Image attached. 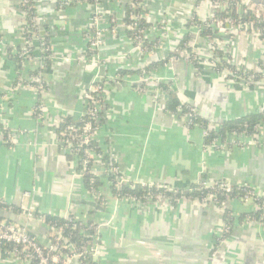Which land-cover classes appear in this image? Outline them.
<instances>
[{"label": "crops", "instance_id": "crops-1", "mask_svg": "<svg viewBox=\"0 0 264 264\" xmlns=\"http://www.w3.org/2000/svg\"><path fill=\"white\" fill-rule=\"evenodd\" d=\"M122 2L103 0L101 10L105 15L115 12L113 9L121 12ZM149 2L155 9L151 38L161 36L163 44L152 53L141 54L124 31L120 35H106L103 52L110 59L105 67L109 74L122 69L138 70L161 61L183 36L185 13L194 0ZM37 9L43 32H47L54 47L51 72L47 73L48 90L41 95L48 119L46 124L35 120L32 109L38 95L28 89L17 95L13 103L3 104L6 106L0 111V124L24 127L28 134L16 144L0 141V198L15 205L23 204V193L35 186V199L41 210L62 215L69 209V203L80 201L66 195L74 167L60 151L57 127L66 117L75 121L82 115V93L89 84L82 57L87 43L85 31L91 23L94 6L89 2L77 3L59 12L56 0H37ZM164 13L175 22L161 32L156 24L159 19L167 18ZM22 21L19 0H0V94L11 85L16 73V59L8 50L21 41ZM237 39L240 50L235 51L234 61L251 67L264 56V38L253 41L241 31ZM194 42L204 54V38L198 37ZM173 67L160 65L155 73L164 79L178 74L180 82L176 92L181 100L195 106L200 115L210 120L218 115L223 120L237 118L264 108V88L253 91L228 85L207 67L198 69L186 63L179 65L177 71ZM125 77L119 82L121 87L114 84L110 90L107 110L114 113L105 119L100 143L107 151L119 155L118 165L128 175L176 183L177 187L206 176L208 182L223 179L233 184L250 183L258 192H264V146L226 154L210 152L204 165L208 172L204 173L201 153L206 144L198 134L199 126L186 130L180 123L168 120L166 98L162 111L157 112L148 95L130 91L132 80L129 75ZM1 102L0 99V105ZM81 185L77 189L82 190ZM125 202L116 226L103 233L101 264H264V229L256 222L246 224L237 218L236 227L226 241L215 246L219 248L217 252L213 244L218 234L214 231L224 223L223 208L215 204L205 207L198 201L188 200L181 205L156 204L140 211ZM78 208H75L78 214L87 211ZM228 208L239 214L250 212L254 206L232 200ZM31 228L39 234L44 231L38 224H31ZM0 264L15 263L0 255Z\"/></svg>", "mask_w": 264, "mask_h": 264}, {"label": "built area", "instance_id": "built-area-1", "mask_svg": "<svg viewBox=\"0 0 264 264\" xmlns=\"http://www.w3.org/2000/svg\"><path fill=\"white\" fill-rule=\"evenodd\" d=\"M137 1H138L137 2L138 8L143 6V3L146 5L148 3V0H137ZM82 2H88V0H56V7H58L60 11H64L66 8L73 6L77 3H82ZM230 2L231 0H194L192 6L188 10L187 17H186L187 20L185 21V23L187 24L186 26L188 29L196 28L199 34H201L204 28H209L217 35L214 38L216 40L215 42H213L214 39H210V43L212 45V51H210L211 56L209 55L207 51L204 53L205 57H208V58L211 57L210 58L211 62L209 61V64H207L208 66L210 65L212 69H214L215 71H218L220 74H225V76L229 78V80L233 81L236 85L240 87L259 90L260 87H264V56L258 59L254 65L249 67L248 65L241 64L233 60L232 52L228 44H233V42H235L236 45H238L237 37H238V34L243 30H246V31L252 30V38L256 37L257 39H260V38L262 39L261 37L262 32L259 29L254 28V22H250V23L247 22L245 23L244 27H241L237 25L235 21L230 17L218 18L216 16L215 10L217 8H221V9L228 8V6L230 5ZM249 2L250 1L248 0H243V3L245 4H249ZM99 3H101V1L99 0H95V2L91 3L94 6V13L90 19V22L92 21L98 22L97 16L99 17V14H101V9L98 8ZM21 6L28 16V19L26 20L25 18L24 20V26L22 29L24 30V34L27 37V41L30 43V46H31L30 41H32V37H30V35L35 29L38 35L40 36V38H42L40 35L41 31H39L34 24L35 18H36L35 0H21ZM129 9H130V13H129V16H130L132 15V12H131L132 9L130 8V6H129ZM256 16L259 18V21L264 23V7L257 6ZM142 17L143 15L141 16V18ZM130 19H131V22L127 23L128 28H131L134 30V32L132 31L131 37L140 38L144 42V44H142L144 48L147 43L148 37L143 36V29H145L147 25L143 26L141 24L142 20L140 21V19L133 18L132 16L130 17ZM158 21H160L161 29L157 27L156 28L161 32H165L166 30H168L172 24L171 18L169 17L166 19L165 18L159 19ZM201 22L204 25H201L200 24ZM228 29H230L229 33H227ZM144 32L148 34L149 40L151 42L147 44V48L153 49V47L155 48L156 46H158V44L155 41L156 38L155 37L151 38V34H150L151 29L144 30ZM188 34L190 35V41L188 43V47L192 48V51L196 54L197 60L201 65L199 55L197 54L195 49H193V47L191 46V33L188 32ZM99 35L100 34L97 35V38H99ZM224 36H231L232 40H230L229 43H226V41L224 40L225 39ZM246 36L247 38L250 39V35H247L246 33ZM90 39H93V37H91ZM90 45L92 46V43H90ZM99 45L100 43H93V46H99ZM43 46L47 50V52H45V54H43L42 56L43 67H39L35 71H32V74L33 75L35 74L34 75L35 78L38 79L39 81V86H38L39 88L48 87V82L44 80L45 72L43 70L46 68L45 57L49 56V58L51 59L50 42L46 43L45 41ZM178 47H179V44H178ZM225 48H229V50H224ZM25 49H27L26 46L24 47V50ZM183 50H186L184 52L188 54V60L191 63V53H189L187 49H183ZM215 50H221L224 52V55L226 57H229V58L231 57V59L233 60V61L231 60V62L235 68H229V67L223 66L217 69L216 65L219 62L215 56V52H214ZM49 52L50 54L48 55ZM143 52L145 53L148 51H143ZM171 52H176V51H171ZM91 53L92 54L94 53L93 56H95V51H91L90 54ZM178 55H179L178 57H180L179 53ZM178 57L174 56L172 58H178ZM261 60H262V63H261ZM19 61H20L19 68L21 70L23 69V63L20 58H19ZM144 71L147 72L146 69L144 70L142 69V73ZM41 72H44V73L42 74ZM40 73L42 75L38 76ZM142 73H140V75H142ZM117 75L118 76H115V81L117 80L116 82H120L118 80H120L123 76H121L119 73H117ZM98 76H100V74L96 70V77L92 80L93 82L92 86L84 92V97L87 103V110L80 120V121H83V124L78 125L75 122L71 123L63 132H61L62 135H61V138L59 139L63 143H69L70 141H72V143H74L73 147L75 149H79V154L83 156L80 163L78 164L82 166L81 170H79V172L81 173L82 181H83V175L85 171L89 169V165L93 171L92 165H93L94 160L92 159L90 155H88V153L91 150L99 154L102 157V160L106 162L107 169L104 172L106 174V177L109 179L110 174L115 175L114 181L111 182L109 180L110 187L111 185H113V183L116 185L117 188H120L122 185L132 186L136 182H142L145 185L148 184L149 186H155L157 189L165 188L168 191L174 190L177 186H171L168 183H147V182H143L139 180H132V181L127 180V178L124 177L123 172L119 168L120 165L118 164L117 166L112 165V162H109L110 158L107 160L104 158L106 154H104L103 152L98 153L94 150L93 147H91L90 143L92 141H96L98 143L96 133L93 131L98 130L100 128L102 117L104 116L102 112V108L104 107V103H105V96H104V94L106 93L104 90L105 81L104 79L98 80L97 79ZM159 83L160 82L157 83V87ZM139 87L140 89H143L146 87V84L144 83L143 85H140ZM36 90H38V88H36ZM165 93L167 92L165 91ZM37 95H38V100L33 106L32 114L35 120H37L39 123L40 122L39 120L42 118L41 117L42 115L41 108L43 105L42 97H41L42 93H38ZM262 112H264V109L262 110ZM167 113H170V112H167ZM173 115H176V114H173ZM184 117H186L187 119L186 126L190 128L188 126V122L190 120L189 115H185L182 118ZM3 126L4 125L0 127V136L4 138L5 136L4 132H5L7 136V141L10 144H14V141H12L10 138L11 128L4 126L5 128L2 129ZM212 126H215V125H212ZM262 126H264V120L258 121V123H256L255 125L254 132L250 134L247 133L246 131H241V132L235 131V132H232L228 136V138L225 140L221 138L216 139L210 144V146L214 144L217 140H221L225 143H229L228 141L232 134L240 136V138L241 137L245 138L248 136L256 135L260 132V129ZM202 130L204 131V137H205L207 132L204 129ZM14 131L15 130H13L12 132ZM26 131L27 129H25V132ZM206 146H209V145H206ZM84 160H86V164L82 165L83 164L82 162ZM71 161L73 162V159ZM225 181H222L221 186L225 187L227 190H230L231 184L233 183H230L227 180ZM214 182L215 181L208 182V184H213ZM83 185H84V182H83ZM102 185H103V182H102ZM102 185L98 189H94L91 191L86 190L85 188L86 192L85 191L84 192L96 195V197L100 196L101 194L99 195L98 193H99V190L102 188ZM239 185L249 186L253 189L254 194L258 196H264V193L258 192L255 189V187L251 185L250 183H239ZM104 189L106 188L101 189L102 193L107 195L104 192ZM25 193L27 195H30L29 192H25ZM112 195L119 200L130 199V200L142 201L144 203L147 202L149 198L151 200H157L159 197H162L166 199L172 206H174L172 204L171 197L168 195L162 194V193H157L154 195L150 193L149 195L145 196L143 199H136L133 196L118 197L114 195L113 193ZM182 200L199 201L197 199H188L184 196H180L179 198H177L178 203H180V201ZM236 200L250 201L252 206H254V209L259 208L258 203L255 202L254 198L251 195H246L244 199H236ZM205 201H209L215 204L214 195L209 194L206 198H204L203 200H200V202H205ZM227 202L228 201L224 202L225 207H227ZM2 203L5 205L2 206L1 205ZM17 206L19 207V210H15L12 203L6 201L3 198H0V255L3 257V259H10L15 264H99L98 258L101 260V254H102L103 249H102V246H99L100 229L98 232L97 224L94 221L89 220L87 223H84L81 220H78L77 218H75L73 214L66 213L65 215H61V216L65 217L68 223L55 224L52 222H45L42 216L44 212L38 209V205L36 203H30L28 206H25L24 203L23 204L21 203ZM233 214L235 216V219H234V222H235L238 215L236 216L235 212ZM12 216L13 217L16 216V219L12 218ZM30 220L40 222L43 225L42 227L44 228V231L42 234H38L37 232L33 231V229L31 228V224H30V222L32 221ZM77 222H79V224ZM258 222H261V224L264 225L263 221H258ZM235 227H236L235 223H233V225H229L224 222L223 226L217 229V231L220 230L221 234L218 235L219 241L213 244L214 247L218 246L219 244H222L224 239L228 236V234H231L232 230ZM39 235L42 236L43 239ZM75 235L82 236L83 239L74 240L73 237Z\"/></svg>", "mask_w": 264, "mask_h": 264}, {"label": "rangeland", "instance_id": "rangeland-1", "mask_svg": "<svg viewBox=\"0 0 264 264\" xmlns=\"http://www.w3.org/2000/svg\"><path fill=\"white\" fill-rule=\"evenodd\" d=\"M102 1L98 5L99 9H102ZM123 1H124V2H122L123 11L119 12V11H116V10L113 9V11H115V12H112V13L109 12L107 15H105L102 12V10H101V14H99V17L97 16L98 22H93L92 21L90 23L89 27L87 28V30L85 31L86 32L87 43H86L84 55L82 57V62L84 64V67L86 68L85 69V72H86L85 74L87 75V78L89 79V84H88L87 88L84 90V92L92 86L93 82L91 80H93L96 77V70H97V72L100 74V76H98L97 79L98 80H103L104 79V81H105V87H104V90L106 92L104 94L105 103H107L106 101L109 98L110 90L113 87V85L115 84V81H114L115 80V76H118V75H117V73L109 74L108 72L105 71V67L110 62V59L104 54L103 45L106 42V35H115V34L120 35L121 32H123V31H124V34H128L129 35L128 31H131V32L133 31L134 32L133 29L128 28V25H127V23L124 20L125 16L127 15V9L129 8V6L132 9V11H131L132 15H130V17L132 16L133 18L140 19V21L141 20L142 21L145 20V21L148 22L147 27L145 29H143V36L144 37L145 36L148 37L145 47L143 48L142 44H144V42L140 38L131 37L129 35L130 37H128V38L130 39V42H131L132 46L136 50H138L141 54H147V53H150V52L151 53L154 52L153 51L154 47H153V49H148L147 48V44H149L151 42L149 40L148 34H146L144 32V30H149V29H152L154 27L153 19L155 17V15H154L155 9L150 4L149 0H148L147 5L143 3V6H141L140 8H138V4H137L138 1L137 0L136 1H134V0H123ZM19 2H20V8H21L22 13H23V21H22L23 22L22 23V28H23L24 20H25V18L27 20L28 16H27V13L23 10V8L21 6V0H19ZM82 3H84V2H82ZM35 4H36V7H35L36 8V18H35L34 24L37 27V29L39 31H41V34H42L41 37L42 38H40V36L38 35V33L36 32V29H35L30 35V37H32V41H30L31 42V46H30V43L27 41V37L24 34V30L21 28V30H20V35H21L20 43L18 44V46L12 47L11 51L8 50V53L9 54L11 53L13 58L14 57H16V58L19 57L21 59V61L23 63V69L20 70V68H16V73H15V76L13 78V81L11 82V85L8 88L5 89L3 94H0V99L2 101L1 105H0V111L2 110V108H4L6 106V105L5 106L3 105L4 103L5 104H6V102L10 103L11 101L13 103L14 99L17 97V95H19L25 89L30 90L36 96H37L38 93L44 94L45 91L48 90V87L39 88L38 87L39 86V81H38V79L35 78V76H34L35 74L34 75L32 74V71H35L39 67H43L42 56H43V54H45V52H47V50L43 46V44L45 42L44 41L45 39L43 38V36H47L46 35L47 32L46 31L43 32L44 28L42 27L41 22H40V16H39V12H38V9H37V0H35ZM56 10L59 11V12H63V11H60L58 7H56ZM174 11H175V9H174ZM164 14L168 18V15L166 13H164ZM142 15H143V17L141 18ZM185 15L187 17L186 13H185ZM186 20H187V18H186ZM174 22L175 21H173V19H171V23H174ZM186 25L187 24H185L186 28H185L183 36L186 33H188V32L191 33V40H192L191 41V46L193 47V49H195V51L199 55V58H200V61H201V67L209 68L211 71L216 73L218 77H221V79L223 81L228 82V85L232 84V85L235 86L236 84L233 81L229 80V78H227L225 76V74H220L218 71H215L214 69H212L210 65L209 66L207 65V64H209V61L211 60L210 59L211 57H209V58L205 57L204 54H203V51L200 48V46L198 47L195 44V42H194L196 38L203 37V36L198 33L196 28L188 29ZM157 26H158L157 28L161 29L160 21H157ZM229 32H230V29H228L227 33H229ZM242 32L243 33H247V35H250V37H252V30H249V31L243 30ZM98 34H100L99 38H97ZM183 36L181 37V39L183 38ZM91 37H93V39H90ZM224 37H225L224 40L226 41V43H229V41L232 40L231 36H224ZM203 38H204L206 43H205V45L202 48H204V51H207L209 53V55L211 56L210 51H212V45L210 43V38H207V37H203ZM180 40L178 41V43H177L175 48L168 50L169 52L167 53V55L163 59H165L169 55V53L171 51H176L177 53L180 54V57L172 58L170 60V62L165 63L163 65L164 67L172 68L174 66L173 69H175L177 71V67L179 65H182L183 63H186L189 66H192L191 63L188 60V54L186 52H184L186 50L180 49L178 47V44H179ZM255 40H257V38L253 37V41H255ZM93 41H95V42H93ZM155 41L158 44V46H156L157 48L160 47V45L163 44L161 36H158ZM215 41L216 40L214 39L213 42H215ZM90 43H92V46L90 45ZM93 43H100V45L99 46H93ZM25 46H26L27 49L24 50ZM228 46H229V48H230V50L232 52V56H234L235 51H239L240 50V49H237L238 45H236L235 42H233V44H228ZM229 48H225L224 50H229ZM50 49H51V60H52L53 57H54V47H53L52 42H50ZM18 51H20L21 53L18 52ZM91 51H95V56H93L94 53L90 54ZM143 51H148V52L144 53ZM16 63H17V67H18V64H20V61L18 60V61H16ZM146 67H143L141 69L144 70ZM153 70H150V71H147V72L144 71L142 73V75H140V74L129 75L130 80H132V83L130 84V91L131 92H135L137 94L148 95V97L150 99H152V101H153L154 110H156L157 112L160 113L162 111L161 108H162V106L164 104V99L165 98L167 99L168 95H167V93H165V91H163L162 89H159L157 87V83L161 82V81L162 82L163 81L164 82L173 81V84H174L173 89L176 91V90H178L176 88V86L178 87L179 82H180V78H179V75L177 74V75H174V76H171L169 78L164 79V77L157 76V74L155 73L156 70H154V71ZM41 73L43 74L44 72H41ZM41 73L38 76H41L42 75ZM125 79H127V78L124 76L118 81L123 82ZM44 80L48 82V74L44 73ZM37 83H38V85H37ZM144 83L146 84V87L143 88V89H140L139 86L143 85ZM36 88H38V90H36ZM263 88L264 87H260V89H263ZM252 90L253 91H257V89H252ZM84 92L82 93L83 110H82V115L80 116L81 118L86 113V110H87V103H86V100H85V97H84ZM185 102H186V100H185ZM42 104H43L42 108H41L42 109V111H41V114H42L41 117L42 118L39 120L40 121L39 123L46 124L48 116H46L45 106H44L43 100H42ZM102 112H103V115H104L103 117L105 119H107L108 116H110L112 113H114V110L109 112L106 108L104 109V107H103L102 108ZM168 114H170V115L167 116L168 120L171 119L174 123H180L181 125H183L184 129L191 130V129H189L186 126V121H187L186 117L179 118L176 115H173L171 113H168ZM80 117H79L78 120H75L74 122L78 123L81 120ZM228 119H233V118H228ZM211 120L213 121L212 125L216 126V124L218 122L223 121V117L218 115V117H215L213 119L211 118ZM104 122L105 121H103V122L101 121L100 128L98 130L93 131V132L96 133V137H97V140H98L99 143L101 142L100 139H101V136L104 133V129H105V123ZM4 126L5 127H9L7 125V123L4 124ZM4 126H3L2 129L5 128ZM10 128H11L10 138H11L12 141H14V144L19 142L18 139H20V138H22L24 136H27V134H28V131L25 132L24 127H16V128L15 127H10ZM12 129L15 130V131L12 132L13 131ZM197 131H198L199 136L202 135V138L204 140V131L200 127H199V129ZM12 133H14V134H12ZM109 133H110V135L112 134V132H110V131H109ZM3 139L4 138L1 137L0 141H3ZM4 141H6V140L4 139ZM217 141L214 144H212L211 146L210 145L209 146H205V144L201 142L202 145L204 144V146H205V147H203V151L201 153V162L203 163L202 170H203L204 173L208 172V169H205L204 165L206 163V159H205L206 155L209 154L210 152L226 154V153L234 151L236 149L244 150V149L251 148V147H256V146L257 147H263L264 146V126L261 127L260 132L258 134L253 135V136H248V137H245V138L241 137L240 138V136L232 134L230 136V138H229V141H228L229 143H225V142H223L221 140H217ZM73 144L74 143H72V141H70L69 143H63L58 138V146L60 147V151L62 152V154L65 157H67V159H68V155H70V157H72V159H73L72 166L74 167V174L72 175V177L70 179V186H69V191L70 192L66 191V195L68 197H70L71 200L72 199H74V200L79 199V201H80L81 199H85L86 198V200L93 201L97 205H100L101 209L98 208V207L91 206L90 204H87V203L80 202L81 204L80 203H76V204L75 203H71L70 204L69 201H68V203H69L68 208L69 209H66L61 214L65 215L66 213L67 214L71 213V214H73L75 216V218H77L78 220H81L84 223H87L89 220L94 221L97 224L98 232H99V229H100V232H99L100 233V235H99V238H100L99 246H102V249L104 247V235H103V233H104V231L106 229H111V228L116 226V222L118 220V213H120V209H122L121 205L125 201H127L128 207L134 208V209H139L140 211H147L152 206H154L156 204H162V205L166 206L167 205L166 203H168V205H169V202L166 199L162 198V197H159L157 200H151L149 198L148 201L145 202V203L142 202V201H136V200H130V199L119 200V199L115 198L112 195L111 191H110L109 179L106 177V174L104 173L105 170L107 169L106 162H104L102 160V157L99 154H97V153H95L94 151H91V150L88 153V155H90L92 157V159L94 160L93 165H92L93 171L99 177H101V180L103 182V185H102L101 189L106 188V189H104V192L108 196L103 194L101 189L99 190V193H98L99 195L100 194L101 195L97 196V197H96V195H93V194H90V193H85L86 191H85V187L83 185L81 173L79 171H77V168H76V166L80 163V161H81L83 156L81 154H79V149H75L73 147ZM101 145L102 144L100 143L98 146L101 147ZM102 152L104 154H106L110 158L109 160L113 159V160H115L117 162V160L119 159V155L116 152L113 153L112 151H107L105 149V147L102 148ZM109 162H111V161H109ZM82 163H83L82 165H85L86 164V160H84ZM119 168L123 172L124 177H126L127 180H129V181L139 180V181H143V182H147V183H165V182H159V181L156 182V181H153V180H150V179H145L143 177H132V176L128 175L122 169L121 166ZM198 180H201V177H199ZM79 183L82 184L81 188H83L84 190L83 189L81 190L79 187H78L79 189H77L76 186H78ZM168 184H170V183H168ZM170 185L171 186H178V184H176V183H172ZM25 192H29L30 195H27ZM25 192L23 193V195L25 197L24 205L28 206L30 203H36L37 204V201L35 199L36 187L34 186V187L26 190ZM81 192H82V195H81ZM260 193H264V192H260ZM238 201H240L242 203H245L248 206H251L250 201H242V200H238ZM186 202H188V201L182 200V201H180L179 204L181 205V204L186 203ZM198 202L201 205H204L205 207H212L214 205V203L209 202V201H205V202L198 201ZM229 205H230V201L227 202V207ZM78 207L85 208V209H87V211L84 210L80 214H78L76 209H75V208L79 209ZM38 209L40 211H42L41 208L39 207V205H38ZM5 214H7V213H5ZM30 221H32V222H30ZM30 221H29L30 224L42 225L40 222H36L34 220H30ZM250 222H252V223L256 222L258 224V226H260L261 228L264 229V225H262L261 222L249 221V222H246V224L247 223L249 224ZM216 231L217 230H215L214 232H216ZM217 233H218V235L221 234L220 230H218ZM40 237L42 238V236H40ZM226 238L224 239L222 244L226 241ZM212 247H213V245H212ZM215 248L216 247H214V250L218 252L219 248H216V249ZM98 262H99V264H101V260L99 258H98Z\"/></svg>", "mask_w": 264, "mask_h": 264}, {"label": "trees", "instance_id": "trees-1", "mask_svg": "<svg viewBox=\"0 0 264 264\" xmlns=\"http://www.w3.org/2000/svg\"><path fill=\"white\" fill-rule=\"evenodd\" d=\"M102 1V0H99ZM88 2L93 3L95 0H88ZM256 9L257 5L249 2V4L243 3V0H231L230 5L226 9L217 8L216 16L218 18H232L235 23L241 27L245 26V23L247 22H254V28L259 29L262 32L261 37L264 38V23L259 21V18L256 16ZM130 9H127V15L125 16L124 20L126 23H130L131 19L129 16ZM143 26L148 25V22L143 20L141 23ZM201 25H204L202 22ZM129 35L132 36V32L128 31ZM42 35V34H40ZM201 35L203 37H207L210 39H214L217 35L209 28H204L201 32ZM46 43H49L50 40L47 36H43ZM190 41V35L186 33L184 37L181 39L179 43V47L182 49H187L189 53H191V63L194 67L200 68L201 65L197 60L196 54L192 51V48L188 47V43ZM215 56L219 63H217V69L221 68L223 66L229 67V68H235L234 65L231 62V57H226L224 55V52L221 50H215ZM50 52L48 53V55ZM178 57V53L171 52L165 59L151 63L148 65L145 69L147 71H150L154 68L159 67L160 65H164L165 63L170 62L172 57ZM16 61L19 60V58L15 57ZM233 61V60H232ZM46 62V68L43 70L45 73L51 72V59L48 57H45ZM262 63V60H261ZM20 65L18 64L19 68ZM118 73L121 76L125 75H134V74H140L142 73V69L138 70H129V69H122L118 71ZM238 86V85H237ZM158 88L163 89L167 92L168 96L165 101V111L170 112L172 114H176L179 118H182L185 115H189L190 120L188 122V126L190 128H194L195 126H199L200 128L206 130L207 134L204 137V142L206 145H210L213 141H215L218 138H221L223 140L227 139L228 136L232 132H241L246 131L247 133H252L255 130V125L260 120H264V112H255V113H249L245 114L243 116L233 118V119H226L223 121H220L216 124V126H212V120L200 115V113L196 110L195 106L183 102L180 98V96L177 94V92L173 89V81L170 82H160L158 84ZM104 108L109 109V105L107 103H104ZM105 121V118L102 117V122ZM74 121L70 117H66L63 119V121L58 125L57 127V133L59 139L61 138V132H63L71 123ZM78 125H82L83 121H79L77 123ZM0 127H2V124H0ZM4 141L3 143L6 145H11L7 141L6 133L4 132ZM91 147L94 148V150L98 153H101V148L98 146V143L96 141H92L90 143ZM106 160L109 159V157L106 155L104 157ZM68 160H72V157L68 155ZM112 162V165L117 166V162L113 159L110 160ZM77 170H81L82 166L77 165ZM109 180L112 182L115 180V175L110 174ZM222 181H225L223 179L215 180L213 184H208L207 177L202 176L201 180L198 182H192L185 186L176 187L172 191H168L165 188H156L155 186H149L148 184L145 185L142 182H136L132 186L128 185H122L120 188H117L116 185L113 183L111 185L110 190L111 192L118 196V197H130L133 196L136 199H143L145 196L151 194H157L162 193L165 195H168L171 197L172 204L178 205L177 198L180 196H184L188 199H197V200H203L206 198L209 194L214 195V202L215 205L224 209V222L233 225L234 223V212L224 206V202L226 201H232L236 199H244L246 195H251L255 202L258 203L259 208L253 209L250 212H243V213H235L236 216L238 215L239 222L245 223L248 221H263L264 222V196H258L253 193V189L249 186L245 185H239V184H231L230 190H227L225 187L221 186ZM83 182L84 187L86 190H94L98 189L102 185V181L99 176H97L91 169L89 165V169L85 171L83 175ZM226 182V181H225ZM2 206L5 204H1ZM15 210H19V207L15 204H13ZM45 222H52L55 224H65L68 223V221L65 219V217L61 215H52L43 213L42 214ZM79 224V222H77ZM233 229V228H232ZM233 231V230H232ZM230 235V234H228ZM219 237V236H217ZM216 237V238H217ZM74 240H80L83 239L82 236L75 235L73 237ZM216 241H219V238H217Z\"/></svg>", "mask_w": 264, "mask_h": 264}, {"label": "water", "instance_id": "water-1", "mask_svg": "<svg viewBox=\"0 0 264 264\" xmlns=\"http://www.w3.org/2000/svg\"><path fill=\"white\" fill-rule=\"evenodd\" d=\"M250 1L251 3L257 5V6H262L264 7V0H248ZM115 81V80H114ZM115 84L117 87H121L120 83L119 82H116L115 81ZM80 202L82 203H87V204H90L91 206H94V207H98L101 209V206L100 205H97L95 202L93 201H90V200H86V199H81Z\"/></svg>", "mask_w": 264, "mask_h": 264}, {"label": "bare ground", "instance_id": "bare-ground-1", "mask_svg": "<svg viewBox=\"0 0 264 264\" xmlns=\"http://www.w3.org/2000/svg\"><path fill=\"white\" fill-rule=\"evenodd\" d=\"M154 33V32H153ZM150 34H152V33H150Z\"/></svg>", "mask_w": 264, "mask_h": 264}]
</instances>
